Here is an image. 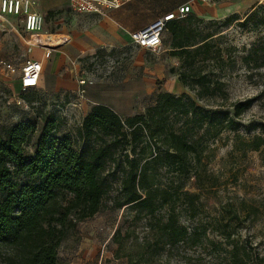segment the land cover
<instances>
[{"label":"rangeland","instance_id":"1","mask_svg":"<svg viewBox=\"0 0 264 264\" xmlns=\"http://www.w3.org/2000/svg\"><path fill=\"white\" fill-rule=\"evenodd\" d=\"M210 4V17L194 12L184 17L190 35L197 41L205 37L209 46L210 59L190 75L199 72L207 76L210 85H219L223 91L200 100L187 88L176 89L174 82L180 85L182 70L180 60L170 55L166 31L156 52L131 43L123 55L107 49L66 54L64 45L53 47L38 87L22 95L23 104L17 105L10 86L17 92L20 84L9 83L7 78L18 76L30 39L19 20L0 21V62L10 63L16 70L7 75L0 64V130L19 121L33 123L36 133L24 147L27 155L33 152L43 121L48 118L56 121L58 135L70 137L74 149L82 148L85 142L77 132L84 117L98 104L109 107L123 120L154 106L160 92L174 96L184 93L205 110L227 109L230 113L233 103L254 100L236 120L239 127L235 131L226 130L208 143L196 169L200 178L184 181L183 191L198 195L190 205L180 200L176 206L179 223L188 232L195 231L191 240L162 249L159 238L149 230L153 220L136 221L127 206L114 208L119 174L106 171L108 188L101 210L79 223L61 244L57 264H89L87 259L99 258L102 264H127V255H135L140 247L148 252L141 264H236L229 256L234 248L236 255L246 254L245 264H264V143L257 151L250 148L256 138L264 140V67L255 69L247 60L251 49L264 45V26H240L254 7L264 5V0H212ZM49 13L43 16V34H59L61 29L72 32L80 17L68 9ZM229 18L236 20L225 22ZM158 65L164 68L163 77L155 72ZM81 79L86 82L83 88L78 84ZM157 179L164 184L170 176L161 172ZM182 183L176 182L174 187ZM223 232L231 233L230 242L222 238ZM3 253L0 249V261Z\"/></svg>","mask_w":264,"mask_h":264},{"label":"trees","instance_id":"2","mask_svg":"<svg viewBox=\"0 0 264 264\" xmlns=\"http://www.w3.org/2000/svg\"><path fill=\"white\" fill-rule=\"evenodd\" d=\"M187 23L186 18L170 21L164 31L170 37V55L180 60L178 82L198 100L221 95L220 86L210 85L207 76L189 73L200 71L196 69L210 57L206 38L197 41ZM240 26H264V5L254 7ZM247 60L255 69L264 67V45L251 49ZM253 101L233 103L230 113L205 110L184 93L160 92L154 106L123 120L98 104L77 132L85 142L82 148L74 149L70 137L58 135L56 121L48 118L28 155L24 147L36 133L33 123L19 121L0 130V249L4 251L0 264H57L61 244L79 223L101 210L108 188L106 171L119 174L114 208L127 206L136 221L153 220L149 230L162 249L191 240L195 231L190 233L179 223L176 206L180 200L190 205L198 195L183 191L184 181L200 178L196 169L208 143L226 130L235 131L236 120ZM263 143L258 137L250 148L257 151ZM161 172L170 176L164 184L157 179ZM222 238L230 242L231 233L223 232ZM235 252L230 251V258L245 264L246 254ZM147 253L140 247L135 255H127V264H141Z\"/></svg>","mask_w":264,"mask_h":264},{"label":"crops","instance_id":"3","mask_svg":"<svg viewBox=\"0 0 264 264\" xmlns=\"http://www.w3.org/2000/svg\"><path fill=\"white\" fill-rule=\"evenodd\" d=\"M33 1L34 3L31 10L42 16L49 12H58L65 9L71 11L68 0ZM184 4H189L191 6V13L194 12L197 16L210 17L211 4L210 2L202 0H132L117 9L108 10L100 15L77 14L80 15V17L77 18L76 28L72 32H69L67 29H61L59 34H43L41 30L38 34L31 37L24 31L20 17H0V21L8 18L19 20L24 33L29 39L31 38L28 40L29 48L25 60H31L41 64V72L35 86L29 89L28 92H30L38 87L40 77L52 54L53 47L64 45L66 54L76 53L78 55H83L91 54L97 49H107L109 52L113 51L123 55L125 54V47L130 44L129 35L131 33L144 29L155 20L163 17L167 13L174 12L178 7ZM49 36L62 39L63 42L53 47L50 44L45 45L44 41H47V37ZM40 39L43 41H40ZM47 51H50V55L48 58H45L44 53ZM53 66H55V64ZM163 71V66H156L155 72L158 73V77H163ZM13 81H17L20 84V89L17 92L10 86L15 96H18L22 89L20 73L14 79L7 78V82L11 83ZM174 84H176V89L182 90L181 85L177 82H174ZM86 263L102 264V261L101 258L95 260L87 259Z\"/></svg>","mask_w":264,"mask_h":264},{"label":"built area","instance_id":"4","mask_svg":"<svg viewBox=\"0 0 264 264\" xmlns=\"http://www.w3.org/2000/svg\"><path fill=\"white\" fill-rule=\"evenodd\" d=\"M130 1L132 0H68L70 10L80 15H100L108 10L117 9ZM202 1L211 2L212 0ZM33 3V0H0V17H20L24 31L32 37L42 30L44 22L42 15L31 10ZM190 13L191 6L189 4L181 5L174 12L167 13L144 29L131 33L129 35L130 43L136 48L156 52L161 48V38L166 24L173 20L183 19ZM49 55L50 51L44 53L45 58H48ZM0 64L7 75H12L16 72L10 63L0 62ZM40 72L41 64L39 63L25 60L21 64L19 73L22 80V89L20 94L15 98L17 105L23 104L20 97L28 93L29 89L35 86ZM78 84L83 88L86 82L81 79ZM83 93L84 91L81 89L79 94L83 96Z\"/></svg>","mask_w":264,"mask_h":264},{"label":"bare ground","instance_id":"5","mask_svg":"<svg viewBox=\"0 0 264 264\" xmlns=\"http://www.w3.org/2000/svg\"><path fill=\"white\" fill-rule=\"evenodd\" d=\"M40 41H43V40L40 39ZM44 42H45V45L50 44L53 47V46H57V45L61 44L63 42V40L62 39H57V38H55L53 36H49V37H47V41H44Z\"/></svg>","mask_w":264,"mask_h":264}]
</instances>
